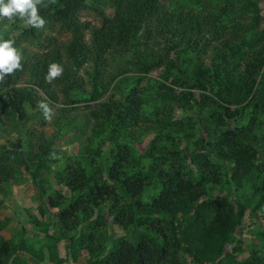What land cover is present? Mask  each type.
<instances>
[{"label":"trees","instance_id":"trees-1","mask_svg":"<svg viewBox=\"0 0 264 264\" xmlns=\"http://www.w3.org/2000/svg\"><path fill=\"white\" fill-rule=\"evenodd\" d=\"M86 1L57 0L48 9L41 8L45 25L53 26L59 33L66 32L67 37L57 40L44 35L49 48L41 53L22 47L20 72H25L24 79L16 83L11 74L0 82L1 127L6 120L27 121L30 111H41L40 101L47 102L50 109L60 104L56 108L67 112L81 100L75 99L73 92H87L82 86L86 78L91 87L89 98L95 103L89 107L94 143L89 160L94 161L101 154L105 142L123 141L108 158L112 160L107 173L95 164L98 176L89 175L77 159L65 176L70 194L59 193L47 200L40 194V213L55 208L56 226L63 232L95 215L104 216L101 210L105 209L123 229L139 228L134 238L117 239L107 255H96L91 264H164L168 257V264H180L179 248L188 252L192 264H204L206 260L210 264H264L257 249L251 250L247 258L236 257L241 244L237 235L250 211L264 205V187L248 196L258 197L256 205L248 210L247 201L241 202L229 193L213 196L206 185L210 180L218 181V170L225 163L230 165L226 166L228 178L235 188L264 169L259 151L264 143H259L253 133L257 114L264 112V28L260 27L259 5L254 0H216L217 9L204 2L200 10H191L172 8L171 2L178 0H107L115 7L113 16L90 23L80 18ZM231 14L229 23L223 22ZM5 22L8 26L0 37L6 39L10 31L16 30L19 37L12 40L15 48L20 46L19 40L33 41L43 36L39 29L20 20ZM246 45L253 49L244 57ZM123 53L128 55L126 63L119 62L114 69L113 64ZM191 55L196 59L189 67ZM243 59L244 68L238 69ZM51 63L60 64L64 72L48 83L45 77ZM160 66L161 79L156 78L153 90L152 84L139 86L148 72ZM135 77L138 85L126 91ZM114 79L120 96L111 94L102 100ZM175 87L182 90L176 93ZM192 90L199 92L198 97ZM154 96L158 97V104L157 98L152 100ZM147 103L153 107L150 112L145 111ZM174 108H206L210 118L203 124L188 116L183 123L175 116ZM248 110V119L241 123ZM170 124L177 126V134L182 127L185 138L199 128L200 145L185 149L179 157L177 147L159 144L162 137L156 136L146 152L152 161L143 171L140 157L129 154L126 140H136ZM48 144L40 131L32 132L26 148L16 136L9 148L0 151V186L20 172L36 180L37 172L46 163ZM167 153L173 156V162L164 161ZM176 158H189L193 167L185 169L187 165ZM129 165L137 168V173H131L137 174L134 178ZM154 177L160 190L145 202L141 199L143 188ZM117 186L121 196L115 191ZM166 214L170 217H163ZM257 234L264 241V231ZM24 246L21 239L11 242L0 234V264H21L17 254ZM96 248L100 253L106 251L105 245L98 244Z\"/></svg>","mask_w":264,"mask_h":264},{"label":"rangeland","instance_id":"rangeland-1","mask_svg":"<svg viewBox=\"0 0 264 264\" xmlns=\"http://www.w3.org/2000/svg\"><path fill=\"white\" fill-rule=\"evenodd\" d=\"M261 8L262 20L260 21V27L264 28V0H254ZM208 2L214 8H218L216 0H178L177 2H171V6L174 9H191L200 10L201 4ZM218 2H221L219 0ZM115 12V7L111 5L107 0H98L97 3L93 0H87L85 7L80 12V18L87 20L90 23H98L102 19L111 18ZM233 15L225 17L223 22L229 23V19H232ZM5 21L0 23V36L3 35L5 28ZM43 36L33 41L19 40L20 46L16 48L22 57V47L28 51L41 53L49 48V42L46 37H54L53 39L61 40L67 37L66 32L59 33L53 26H44L43 29H39ZM41 34V35H42ZM45 35V36H44ZM19 37V33L16 30L10 31L7 40H15ZM1 38V37H0ZM23 48V50H24ZM253 48H249L246 45L243 51H246L244 57L249 56ZM128 59V55L125 53L119 57L113 64L115 69L116 65L120 62L125 64ZM195 57L191 55L187 66H191L195 62ZM21 59V64H22ZM244 59L240 60V66L238 69L244 68ZM161 66L151 72H148L139 83L141 85L152 84L151 90L155 88L154 82L158 77V72ZM19 71V72H18ZM24 73L20 70H16L13 73V79L16 83H21L24 79ZM130 75V73H128ZM6 78V77H5ZM116 79V78H115ZM115 79L112 81L111 86L101 96L102 100H107L111 94H114L115 98L120 96L118 85H114ZM137 77L132 80V83L126 88L137 86ZM4 82V81H3ZM123 81H120L122 83ZM169 82V80H168ZM2 83V82H1ZM113 85V86H112ZM84 90L86 93H82L80 90L73 92L75 99L79 98L80 101L72 104L67 112L58 110L56 107L60 104H54L51 112V120H45L42 111L34 112L30 111V118L23 122L18 119L10 123L9 120L5 121L4 126L0 127V151L7 149L15 141L16 136H19L22 144L26 148V143L32 139V132L40 131L42 138L45 142H48L49 151L46 153V163L37 172L36 180L32 181L30 175L26 172H20L15 174L12 178L1 183L0 186V234L3 240L16 242L21 239L24 242V249L19 251L17 256L19 257L21 264H91L92 260L97 256L101 257L108 254V251L112 248L113 243L121 237L134 238L139 233V228H125L123 229L117 223L112 221V218L108 214V210H101V215H95L94 218H90L84 221L77 228L63 232L56 226L55 208L51 211L45 209L43 213H40L39 207L41 203V196L47 200L50 197L55 198L59 193L70 194L69 188L65 184V176L68 173L71 165L78 159L84 165L89 175L98 176L99 173L95 170V164L100 165L101 172H108V166L111 164L112 159H108L113 156L120 148L121 141L105 142L102 146V152L99 156L95 157L94 161H90L88 153L91 152V147L94 148V143L91 142V118L89 115V107L95 105L91 101V87L85 78ZM174 91L177 93L180 87H175ZM192 93L198 97L199 92L192 90ZM156 103H159L157 96H154L152 100L156 99ZM151 103V102H149ZM148 104V103H147ZM145 105V111L150 112L153 108L151 104ZM29 109V108H28ZM36 110V108H35ZM251 113L248 110L247 115L242 118L241 123H245L248 119L247 116ZM174 114L177 118H181L183 123L192 116L197 122L206 124V120L209 119L210 112L206 110H197L195 108L191 110H180L174 108ZM257 124L253 129L255 138L261 144L264 143V112L258 113ZM153 117V115H149ZM160 116V115H159ZM152 119V118H151ZM150 121V120H149ZM238 121V122H240ZM10 124H9V123ZM182 123V127L184 125ZM181 127V126H180ZM177 132V126L170 124L166 128L161 130H152L136 140H126L130 147V155L132 157H140V164L142 170H148L149 164L152 159L147 156V149L150 144V140L156 136L162 137L158 141L159 144L174 145L173 148L179 149V157L183 156L184 150L191 149L200 145L202 140V134L197 128L193 130L191 137H184V129ZM175 136V137H174ZM173 137V138H172ZM260 158L264 162V148H259ZM92 154V152H91ZM107 157V159H106ZM165 162L172 157L169 153L165 154ZM173 159V158H172ZM171 161L173 162V160ZM177 159V158H176ZM178 161L180 159H177ZM215 162L219 160L213 158ZM180 162L186 164L185 169L193 167L189 158ZM125 164L124 162H121ZM160 165L163 167L161 161ZM230 166L225 163L220 165L219 174L217 175L218 181L212 180L206 182L209 187V194L218 196L222 194H231L235 199L241 202H248V210L252 209L256 205L258 197L249 198L248 196L254 192L258 187H264V169H259L253 176L243 180L242 186L235 188L229 181L228 170L226 166ZM130 175L132 172L137 173V168L129 165ZM135 170V171H134ZM95 173L97 175H95ZM141 176L142 173H139ZM138 174V175H139ZM137 174H132L134 178ZM211 177V176H209ZM110 182V181H109ZM41 185V188H39ZM38 187V188H37ZM160 190L155 177L150 184L144 186L141 199L143 201H151L154 195ZM118 192V196L122 195L120 186L115 188ZM249 198V199H248ZM249 213V212H248ZM162 216V215H161ZM163 217H170L169 214L163 215ZM104 218V221H103ZM242 229L237 235V240L241 241L239 249H237L236 257L238 259L247 258L250 251L257 249L258 257H264V241H260L261 237L257 232L264 231V205H258L256 208L250 211L249 217L246 216L242 223ZM148 233V232H147ZM98 244L105 245L106 251L101 252L99 248H96ZM234 244H237L234 242ZM229 247V246H228ZM207 254V251L204 255ZM180 264H192V260L187 251L179 248L177 251ZM97 258V257H96ZM170 258H167L163 263L168 264ZM13 264V263H6ZM204 264H210L207 260Z\"/></svg>","mask_w":264,"mask_h":264},{"label":"clouds","instance_id":"clouds-1","mask_svg":"<svg viewBox=\"0 0 264 264\" xmlns=\"http://www.w3.org/2000/svg\"><path fill=\"white\" fill-rule=\"evenodd\" d=\"M57 0H0V22L7 21L14 23L16 20L22 21L26 26L43 29L46 19L40 14L41 8L48 9L55 5ZM8 25L5 24V28ZM14 41L0 38V82L5 77L13 74L16 70L22 69L21 54L13 47ZM63 67L58 63H51L45 80L51 83L54 79L62 76ZM38 107L41 109L45 120H51L52 109L48 103L40 101Z\"/></svg>","mask_w":264,"mask_h":264}]
</instances>
